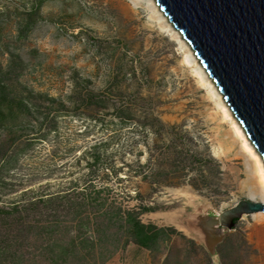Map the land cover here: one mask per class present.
<instances>
[{
	"label": "rangeland",
	"instance_id": "1",
	"mask_svg": "<svg viewBox=\"0 0 264 264\" xmlns=\"http://www.w3.org/2000/svg\"><path fill=\"white\" fill-rule=\"evenodd\" d=\"M152 1L0 0V264H264V213L214 220L264 201L231 109Z\"/></svg>",
	"mask_w": 264,
	"mask_h": 264
},
{
	"label": "water",
	"instance_id": "2",
	"mask_svg": "<svg viewBox=\"0 0 264 264\" xmlns=\"http://www.w3.org/2000/svg\"><path fill=\"white\" fill-rule=\"evenodd\" d=\"M192 48L207 75L264 159V0H155ZM264 213L250 198L217 214L231 230L244 215Z\"/></svg>",
	"mask_w": 264,
	"mask_h": 264
},
{
	"label": "bare ground",
	"instance_id": "3",
	"mask_svg": "<svg viewBox=\"0 0 264 264\" xmlns=\"http://www.w3.org/2000/svg\"><path fill=\"white\" fill-rule=\"evenodd\" d=\"M152 3H154L153 5L157 6L155 0H153ZM158 10H160L159 6H158ZM220 111L223 120H227V119L230 120V127L240 147V150L251 162L252 175H253L252 183L264 194V159L262 158L261 154L256 150L255 146L249 140L241 124H239L235 119V115L233 114V112L225 107H220ZM251 198L254 199V197ZM259 199L264 200V196Z\"/></svg>",
	"mask_w": 264,
	"mask_h": 264
},
{
	"label": "trees",
	"instance_id": "4",
	"mask_svg": "<svg viewBox=\"0 0 264 264\" xmlns=\"http://www.w3.org/2000/svg\"><path fill=\"white\" fill-rule=\"evenodd\" d=\"M160 231L155 226L145 225L139 219H136L132 227V233L134 234L133 241L139 246L149 247L152 240H154Z\"/></svg>",
	"mask_w": 264,
	"mask_h": 264
}]
</instances>
